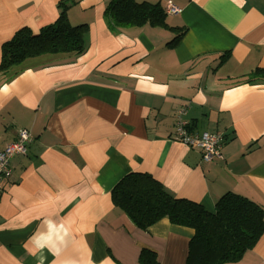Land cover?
<instances>
[{
	"label": "crops",
	"instance_id": "obj_1",
	"mask_svg": "<svg viewBox=\"0 0 264 264\" xmlns=\"http://www.w3.org/2000/svg\"><path fill=\"white\" fill-rule=\"evenodd\" d=\"M60 1L0 0V61L19 29L54 23ZM138 1L181 11L115 29L110 0H80L68 18L87 24L83 54L29 58L0 76V150L21 128L33 136L2 181L0 264H142L143 249L187 264L192 228L164 217L142 229L115 206L131 172L212 212L228 191L264 207V81H243L264 68V0ZM180 109L191 131L223 135L220 158L174 138ZM225 264H264V233Z\"/></svg>",
	"mask_w": 264,
	"mask_h": 264
},
{
	"label": "trees",
	"instance_id": "obj_2",
	"mask_svg": "<svg viewBox=\"0 0 264 264\" xmlns=\"http://www.w3.org/2000/svg\"><path fill=\"white\" fill-rule=\"evenodd\" d=\"M79 1L61 0L54 23L44 26L39 33L23 27L3 43L0 76L5 81L22 71V64L29 58L48 54L79 56L86 51L87 24L74 25L68 18V9ZM106 16L111 26L118 29L146 23L167 25L168 13L160 3L110 0ZM182 35L177 34L169 43L176 45ZM243 81H264V68H255ZM112 199L142 229L164 217L173 224L192 228L194 235L189 242L187 264L237 262L264 233V207L233 191L226 192L212 212L199 202L173 196L148 172H131L115 185ZM140 261L159 264L156 253L150 249L142 250Z\"/></svg>",
	"mask_w": 264,
	"mask_h": 264
},
{
	"label": "built area",
	"instance_id": "obj_3",
	"mask_svg": "<svg viewBox=\"0 0 264 264\" xmlns=\"http://www.w3.org/2000/svg\"><path fill=\"white\" fill-rule=\"evenodd\" d=\"M166 11L170 15H177L181 9L172 3H168ZM184 109L177 113L178 121L176 126L175 139L181 141L187 146L201 149L203 159L211 161L222 156L223 135L220 132L204 131L195 133L188 127V123L181 120ZM33 136L27 128H21L18 137L14 142L7 144L0 150V189L2 181L12 174L11 160L15 155H25L28 151V145L32 142Z\"/></svg>",
	"mask_w": 264,
	"mask_h": 264
}]
</instances>
